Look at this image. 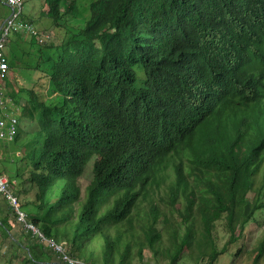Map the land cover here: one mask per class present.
Wrapping results in <instances>:
<instances>
[{
	"label": "trees",
	"instance_id": "obj_1",
	"mask_svg": "<svg viewBox=\"0 0 264 264\" xmlns=\"http://www.w3.org/2000/svg\"><path fill=\"white\" fill-rule=\"evenodd\" d=\"M40 3L63 39L15 32L39 61L12 76L6 52L0 78L18 119L0 175L27 221L83 264L264 261V0ZM0 239L6 264H68L2 194Z\"/></svg>",
	"mask_w": 264,
	"mask_h": 264
},
{
	"label": "built area",
	"instance_id": "obj_2",
	"mask_svg": "<svg viewBox=\"0 0 264 264\" xmlns=\"http://www.w3.org/2000/svg\"><path fill=\"white\" fill-rule=\"evenodd\" d=\"M0 2L10 11L0 27V78H4L9 71L6 47L15 32H25L32 35L40 44L44 43L49 38V35L40 33L33 24L22 20V4L24 0H0ZM17 124L18 120L13 111L8 110L7 100L4 97L3 90L0 89V140L11 141L16 133ZM0 194L6 198L9 206L14 209L18 223L26 231H31L34 235H37L43 244L53 248L57 254L62 255V259L68 264H83L66 256L62 246L57 245L53 241H48L35 226L27 221V216L19 208L18 198L10 189L8 178L5 175H0Z\"/></svg>",
	"mask_w": 264,
	"mask_h": 264
},
{
	"label": "rangeland",
	"instance_id": "obj_3",
	"mask_svg": "<svg viewBox=\"0 0 264 264\" xmlns=\"http://www.w3.org/2000/svg\"><path fill=\"white\" fill-rule=\"evenodd\" d=\"M40 1L41 0H24V3L22 4V9H23V14L28 15L29 17L32 18L34 21V27L36 28L37 31L43 34H47L50 36V39L46 42V44L52 43L53 45L57 46L60 44V40L63 39V30H52L54 29L53 23L50 19L43 17L41 15L42 7H40ZM10 11L5 7H0V27L3 24V20L5 17L9 15ZM2 17V18H1ZM27 36V35H26ZM24 36L23 39H21L20 42L14 37V35L11 36L9 39V43L7 44L6 47V52L7 54H12L18 57V64L15 66V69L13 70L12 76H17L20 78H25L26 75V70L25 68L28 66L30 63L32 64H37L39 61L38 59V47L37 46H31L29 41L25 38H28ZM16 40V41H15ZM29 49L31 50V55H26L25 53L28 54ZM10 52V53H9ZM51 52V51H49ZM11 69L9 70L10 72L12 71ZM10 76V74H9ZM29 77V76H28ZM32 77V76H31ZM34 79H37V76L33 77ZM44 81V82H43ZM43 83H46V79H43ZM7 102L10 100L9 97H5ZM18 120V119H17ZM20 124V121H19ZM22 124V123H21ZM23 126L25 127L26 131L28 132L29 127H28V121L23 123ZM2 142H0V145ZM4 145L8 146L9 144L4 142ZM15 170V168H12ZM90 178V172L86 171L82 183L83 186L87 184ZM27 187V186H26ZM254 237V234L252 233L251 227L249 228V234H248V242L246 243L248 245L247 250H249L252 247V238ZM9 241L7 240H1L0 239V264H6L5 263V257L9 254ZM145 260H149L150 262L151 259L149 256L145 257ZM232 262V257L229 255H225L220 258L219 262L217 264H231ZM18 260L14 261V264H17ZM236 264H250V258L249 257H244L242 259H239ZM260 264H264V261H262Z\"/></svg>",
	"mask_w": 264,
	"mask_h": 264
}]
</instances>
